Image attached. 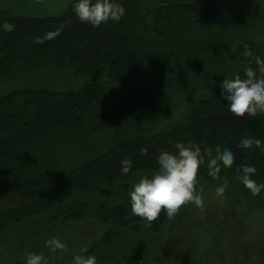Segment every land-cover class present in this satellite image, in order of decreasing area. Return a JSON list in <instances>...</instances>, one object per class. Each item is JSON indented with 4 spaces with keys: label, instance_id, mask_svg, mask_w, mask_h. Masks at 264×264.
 <instances>
[{
    "label": "trees",
    "instance_id": "trees-1",
    "mask_svg": "<svg viewBox=\"0 0 264 264\" xmlns=\"http://www.w3.org/2000/svg\"><path fill=\"white\" fill-rule=\"evenodd\" d=\"M119 2L126 9L120 22L99 28L76 18L73 0L55 16L0 10V237L40 217L61 226L90 220L105 227L82 254L92 256L122 235H157L169 221L163 211L149 224L132 214L129 203L105 208L96 202L136 174L152 175L157 155L174 152L178 141L201 147L205 163L197 181H226L232 192L256 198L254 208L264 206V191L253 195L239 180L243 166L251 165V178L264 183V151L238 147L242 138L264 141V115L234 119L219 87L224 78H243L245 67L255 70L256 56L264 58V0ZM50 31L59 35L36 43ZM245 46L251 58L243 56ZM30 70L88 80L60 90L34 88L23 85ZM139 80L146 85L109 93L111 86ZM176 93L193 100L190 108L178 123L156 132L170 114L165 102ZM137 118L142 123L135 125ZM217 148L232 151L234 163L221 165L213 180L204 149L215 156ZM125 158L133 167L121 175ZM121 259L147 264L142 256Z\"/></svg>",
    "mask_w": 264,
    "mask_h": 264
},
{
    "label": "rangeland",
    "instance_id": "rangeland-1",
    "mask_svg": "<svg viewBox=\"0 0 264 264\" xmlns=\"http://www.w3.org/2000/svg\"><path fill=\"white\" fill-rule=\"evenodd\" d=\"M68 3L69 0H0V10L17 16H55L61 14ZM61 72V76L55 77L43 70H30L33 82L27 79L23 85L34 88L50 86L53 90H60L74 82L80 85L88 80L73 81L69 72ZM145 81L111 86L109 93L116 96L139 89L146 85ZM10 86L13 85H7ZM192 101L179 93L170 95L164 108L166 115L170 114L155 131L178 123ZM141 123L139 118L135 119V125ZM142 176L151 174L134 175L126 184L102 194L97 199V206L110 208L129 203L128 192ZM217 185L198 180L197 190L203 189L201 207L183 206L157 235H122L114 246L100 249L92 255L96 257V264H124L121 257L130 255L142 256L147 264H264V206L258 202L261 206L254 208L251 201L256 198L239 195L230 188L218 195ZM46 221V217H40L5 232L0 237V264L23 262L30 252L43 254L49 264H72L73 256L88 251L91 245L100 241L105 231V227L90 220L68 226L48 225ZM53 237L66 248L50 252L45 241Z\"/></svg>",
    "mask_w": 264,
    "mask_h": 264
},
{
    "label": "clouds",
    "instance_id": "clouds-1",
    "mask_svg": "<svg viewBox=\"0 0 264 264\" xmlns=\"http://www.w3.org/2000/svg\"><path fill=\"white\" fill-rule=\"evenodd\" d=\"M72 10L76 18L93 28H99L109 21L119 23L126 9L119 0H73ZM59 31L47 32L43 37H37L36 43L55 39ZM252 51L245 46L243 56L252 57ZM255 70L245 67L243 78L237 74L232 79L224 78L220 83V96L226 101L228 114L234 119L245 116L264 115V58H254ZM255 145L264 151V141L252 138H242L238 147L249 149ZM174 152L162 150L156 157L157 169L151 176H142L132 185L128 192L129 205L134 216H138L149 224L155 221L163 211L169 220L173 219L180 209L188 204L196 207L203 205L202 191L197 190V173L205 163L199 145L183 142L174 143ZM209 157L207 160L208 175L213 180L219 179L221 165L231 167L234 154L230 150L216 149L217 155H212L211 149H204ZM141 154H147L142 148ZM133 167L131 159L125 158L120 162V174L127 175ZM240 182L258 195L264 191V183L258 184L251 177L256 168L251 165L243 166ZM227 188V182L217 185L216 193L222 195ZM45 246L52 253L64 250L66 246L56 237L45 241ZM87 251V250H84ZM23 264H49L43 254L34 252L24 257ZM72 264H96V257L91 255H74Z\"/></svg>",
    "mask_w": 264,
    "mask_h": 264
}]
</instances>
